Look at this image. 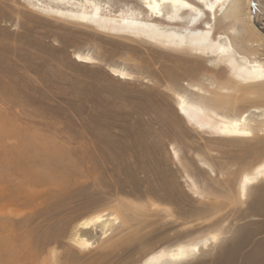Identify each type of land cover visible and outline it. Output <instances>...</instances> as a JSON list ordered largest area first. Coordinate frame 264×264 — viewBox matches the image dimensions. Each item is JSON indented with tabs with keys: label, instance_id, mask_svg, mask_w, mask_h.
<instances>
[{
	"label": "rangeland",
	"instance_id": "obj_1",
	"mask_svg": "<svg viewBox=\"0 0 264 264\" xmlns=\"http://www.w3.org/2000/svg\"><path fill=\"white\" fill-rule=\"evenodd\" d=\"M249 10L264 38V0H250ZM76 52L93 61L76 62ZM226 76L208 60L173 59L149 43L0 0L2 259L10 243L22 248L18 239L34 253L38 240L55 235L36 264H136L161 247L216 233L215 243L178 264H264V180L243 200L237 189L240 173L264 159L263 144L210 137L176 114V94L199 99L187 83L210 94ZM262 104L245 100L239 111ZM185 175L203 197H194ZM97 212L120 218L82 231L91 245L80 249L71 242L75 227Z\"/></svg>",
	"mask_w": 264,
	"mask_h": 264
},
{
	"label": "bare ground",
	"instance_id": "obj_2",
	"mask_svg": "<svg viewBox=\"0 0 264 264\" xmlns=\"http://www.w3.org/2000/svg\"><path fill=\"white\" fill-rule=\"evenodd\" d=\"M20 1L44 16L165 49L173 59L187 62L208 60L211 65L223 67L228 80L210 94L202 87L187 83L199 99L176 94V114L187 126L210 137L230 141L257 140L264 146V57L259 58L260 51L264 50V38L252 23L250 0H137L140 4L137 8L128 3L131 0H117L121 6L116 10L112 6L114 0ZM73 59L80 63L93 61L90 55L79 52L73 54ZM108 71L120 79L130 77L122 69L109 67ZM252 99L263 101V106H249L239 111L240 103ZM255 113L259 115L255 117ZM170 150L172 157L178 160V153L172 145ZM203 165L211 175L215 174L208 164ZM183 177L194 197H203L193 178ZM263 180L264 159L240 173L237 180L239 198L243 200L247 190ZM165 213L170 216L169 211L165 210ZM106 214L97 212L80 220L71 242L80 249L90 247L91 243L81 232L98 226L103 230L120 218L117 212L104 217ZM56 237L53 235L45 242L36 239L38 243L34 253L25 249V244L18 239L16 245L22 244V248L16 249L10 243L4 254L5 260L0 256V261H3L0 264H36L42 246ZM19 238L23 239L22 236ZM218 238V234L211 233L198 242H179L168 248L161 247L136 264L182 263L198 255ZM113 244L109 246L115 247ZM47 259L42 258L37 264H48ZM105 259L99 258L101 262Z\"/></svg>",
	"mask_w": 264,
	"mask_h": 264
},
{
	"label": "snow or ice",
	"instance_id": "obj_3",
	"mask_svg": "<svg viewBox=\"0 0 264 264\" xmlns=\"http://www.w3.org/2000/svg\"><path fill=\"white\" fill-rule=\"evenodd\" d=\"M185 7H187V5H185Z\"/></svg>",
	"mask_w": 264,
	"mask_h": 264
}]
</instances>
